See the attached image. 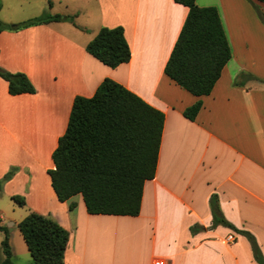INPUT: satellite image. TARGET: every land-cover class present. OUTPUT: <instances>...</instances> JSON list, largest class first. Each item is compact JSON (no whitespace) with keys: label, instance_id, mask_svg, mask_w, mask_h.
<instances>
[{"label":"crops","instance_id":"0c3cea01","mask_svg":"<svg viewBox=\"0 0 264 264\" xmlns=\"http://www.w3.org/2000/svg\"><path fill=\"white\" fill-rule=\"evenodd\" d=\"M24 2L38 4L32 16L47 11L72 22L0 32V68L25 74L35 88L10 96L0 78V180L13 171L0 197L21 209L9 227L30 212L51 217L69 234L63 264H257L238 231L264 258V3L196 0L217 9L231 58L211 93L195 97L164 74L188 13L174 0ZM115 27L123 28L130 59L112 69L85 47L101 28ZM104 79L164 115L155 175L144 183L137 216L88 214L81 195L60 202L48 175L74 98L92 97ZM197 102L191 121L183 112ZM213 198L234 229L211 227ZM194 226L202 229L192 233Z\"/></svg>","mask_w":264,"mask_h":264},{"label":"trees","instance_id":"16d2710c","mask_svg":"<svg viewBox=\"0 0 264 264\" xmlns=\"http://www.w3.org/2000/svg\"><path fill=\"white\" fill-rule=\"evenodd\" d=\"M258 1L264 3V0ZM174 2L186 7L188 13L165 64L164 74L189 94L208 96L231 58L218 11L215 7H198L196 0ZM258 16L264 24V18L259 13ZM64 21L72 22V17L43 13L19 24L7 25L0 21V32ZM85 50L112 69L130 59L122 27L101 28ZM0 78L7 83L10 96L35 93L34 86L23 73H10L0 68ZM200 108L201 103L197 102L183 115L192 121ZM163 123L162 112L110 79H104L92 97H75L66 130L51 155L54 168L48 171L58 201L66 202L81 195L88 214L137 216L144 183L155 175ZM12 173L10 170L0 180V190ZM11 199L19 207L24 206L21 197ZM210 208L211 227L233 228L222 217L214 198L210 200ZM17 227L32 264H63L69 234L55 220L30 212ZM199 229L202 228L194 226L191 232ZM0 232L4 234L1 264H12L6 227L0 225ZM238 232L249 241L254 261L264 264L254 238L246 232Z\"/></svg>","mask_w":264,"mask_h":264},{"label":"rangeland","instance_id":"374dc122","mask_svg":"<svg viewBox=\"0 0 264 264\" xmlns=\"http://www.w3.org/2000/svg\"><path fill=\"white\" fill-rule=\"evenodd\" d=\"M24 1L25 0H18L16 3L14 2V0H0V4L3 5V8L0 9V21L3 24L13 25L33 20L34 18L41 16L43 13H48L47 11L43 13L37 11L38 14L32 16V13H34L32 11H35V9L38 8V4H32V2H29L31 3L29 4ZM252 8L257 11L256 8ZM12 22L13 24H11ZM0 208L3 211L0 214L2 215V218L5 222L1 226L6 227V233L8 235L10 247L13 246L16 252V256L12 259V264H31L32 260L30 254L26 251L27 249L18 230V227L12 228L8 225V221H12L13 219L18 218L16 217V214H18L21 209H18L17 207L11 205L10 201L4 196L0 197ZM3 239L4 234L0 232V264L4 258L1 250V242L3 241Z\"/></svg>","mask_w":264,"mask_h":264},{"label":"built area","instance_id":"2783aa9c","mask_svg":"<svg viewBox=\"0 0 264 264\" xmlns=\"http://www.w3.org/2000/svg\"><path fill=\"white\" fill-rule=\"evenodd\" d=\"M227 241H234V238L232 235H228L226 238ZM154 264H167L166 262H162V261H156Z\"/></svg>","mask_w":264,"mask_h":264}]
</instances>
